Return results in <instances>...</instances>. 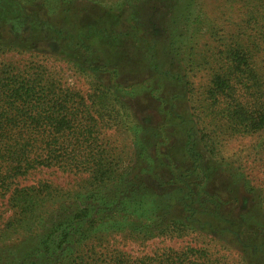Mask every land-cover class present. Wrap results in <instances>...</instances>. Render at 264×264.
I'll return each mask as SVG.
<instances>
[{"label": "rangeland", "instance_id": "1", "mask_svg": "<svg viewBox=\"0 0 264 264\" xmlns=\"http://www.w3.org/2000/svg\"><path fill=\"white\" fill-rule=\"evenodd\" d=\"M247 2L0 0V69L6 63L19 71L41 68L60 88H71L85 97L98 93L100 84H123L128 94L125 101L141 123L144 144L149 146L148 158L136 165L138 182L144 192L162 199V209L150 217L151 227L163 217L174 216L197 228L180 227L144 237L125 228L97 235L102 242L98 254L122 253L135 260L203 252L215 264H264V130L243 131L215 118L216 107L205 99L210 67L215 64L212 54L221 43L218 35L229 37L235 32ZM192 13H200V24L192 21ZM208 24L214 29L207 28ZM158 58L160 68L177 71L181 67L188 86L160 82ZM191 125L198 129L192 132L194 139L201 133L207 145V149L194 145L198 155L192 156L185 138ZM104 136L117 147L121 167L131 166L135 159L128 130L115 126L104 130ZM195 157L209 173L206 192L220 197L216 216L199 209L194 193ZM172 171L178 172L179 180ZM244 179L250 183V192L244 188ZM16 181L17 188L49 185L47 206L58 198L63 213L79 206L78 200L92 188L88 173L57 166L38 167ZM136 203L133 206L147 216L151 214L146 208L155 206L152 201ZM46 210L50 212L44 204L38 213ZM12 215L7 196H0V229ZM12 234L5 246L16 252L25 250L27 237ZM72 249L67 242L57 251L69 256Z\"/></svg>", "mask_w": 264, "mask_h": 264}, {"label": "trees", "instance_id": "2", "mask_svg": "<svg viewBox=\"0 0 264 264\" xmlns=\"http://www.w3.org/2000/svg\"><path fill=\"white\" fill-rule=\"evenodd\" d=\"M245 5L249 9L243 8L244 12L238 7L242 17L235 32L229 37L218 35L221 43L212 54L215 64L210 67L205 99L216 107L212 112L215 118H222L243 131H258L264 130V0H248ZM193 15L192 21L200 24V13ZM206 27L214 29L215 26ZM157 61L160 82L188 86L181 67L171 71L168 67L160 68L161 58ZM99 86L98 93L85 97L71 88H60L55 78L44 75L41 68L19 71L6 63L0 69V196H7L13 209V215L0 229L3 244L0 264H215L203 252L135 260L122 253H97V247L102 245L97 235L124 228L142 233L143 237L180 227L197 229L194 223L174 216L163 217L151 227L150 217L162 209V199L153 192H144L138 182L141 178L136 165L148 158L149 153L141 123L125 101L128 94L123 84ZM115 126H124L131 135L135 160L129 167H121L117 147L104 136V130ZM194 129L191 125L185 130L191 156L196 154L194 145L202 144L207 149L203 134L194 139ZM193 165L198 178L194 193L199 209L201 213L216 216L220 197L206 192L204 184L209 173L199 157L193 158ZM53 166L91 176V190L78 200L79 206L71 212L63 213L58 198L52 199L48 208L49 185L17 188L19 177L38 167ZM173 175L179 180L178 172ZM242 182L250 192L249 181ZM200 197L204 198L203 202ZM136 201H152L155 206L146 208L151 215L139 213L133 206ZM44 204L50 212L38 213ZM12 233L27 237L25 250L16 252L5 246L4 241ZM67 242L74 253L63 256L57 249Z\"/></svg>", "mask_w": 264, "mask_h": 264}]
</instances>
